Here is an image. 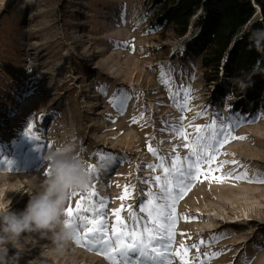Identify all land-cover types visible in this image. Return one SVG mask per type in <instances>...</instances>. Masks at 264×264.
Returning <instances> with one entry per match:
<instances>
[{
	"label": "rangeland",
	"instance_id": "374dc122",
	"mask_svg": "<svg viewBox=\"0 0 264 264\" xmlns=\"http://www.w3.org/2000/svg\"><path fill=\"white\" fill-rule=\"evenodd\" d=\"M148 2L0 0V200L23 211L46 178V154L74 143L95 167L88 190L105 201L108 237L117 211L129 231L132 213L139 232L159 228L155 213L140 211L151 201L171 236V264H264V113L210 104L199 57L183 54L187 36L167 56L152 39ZM213 121L229 131L211 140L205 131L197 143ZM206 143L214 158L178 185L172 166L186 172ZM88 190L71 195L66 210ZM77 231L85 234L83 219L62 250L22 234L25 251L12 264H113L100 246L77 243Z\"/></svg>",
	"mask_w": 264,
	"mask_h": 264
},
{
	"label": "trees",
	"instance_id": "16d2710c",
	"mask_svg": "<svg viewBox=\"0 0 264 264\" xmlns=\"http://www.w3.org/2000/svg\"><path fill=\"white\" fill-rule=\"evenodd\" d=\"M147 22L165 56L187 36L183 54L199 57L210 104L233 115L264 113V42L252 38L264 29V0H149Z\"/></svg>",
	"mask_w": 264,
	"mask_h": 264
},
{
	"label": "snow or ice",
	"instance_id": "6c2138e0",
	"mask_svg": "<svg viewBox=\"0 0 264 264\" xmlns=\"http://www.w3.org/2000/svg\"><path fill=\"white\" fill-rule=\"evenodd\" d=\"M190 97L191 89H187L184 93L185 104H177L176 106L183 109L186 107V104L190 102ZM201 115H203V113ZM177 131L181 130L177 129ZM205 131L209 133L208 139H217V137L225 136V133L229 131V126L224 124L217 125L216 122L213 121L211 125L205 126V128L200 130L201 135L197 137V143H199L202 139H205L203 135ZM29 138L39 139V137L32 136H29ZM217 142H219V140H217ZM210 147V143L203 145V157L197 150L193 149L192 155L196 159L194 163H190L188 165L186 172L177 165L172 166V170L178 177V185L184 181L186 176H194L199 171L201 163L210 161L214 158L212 155H209ZM108 158L115 159L114 156H100L102 161ZM150 167L156 166L153 165ZM88 171L91 173L96 170L94 166L89 165ZM165 172L171 175L167 168H165ZM246 176L247 173H244L243 176L236 178L243 179ZM160 179L161 178L159 176L156 177L157 181ZM169 182L170 181L166 180V183ZM72 195L75 196L77 193L73 192ZM96 195L97 194L94 190L89 189L87 197L81 200L80 203H77L74 209L69 207L66 210V215L69 217L67 220L69 227H76L78 219H83L85 221V234L82 236L79 231L76 232L75 238L77 243H86L92 247L100 246L101 252L107 255L108 259L113 261V264H171L168 251L171 236L165 234L168 231L167 225L162 222L163 213L156 205H153L152 202L149 201L148 205L141 207L140 211H147L150 216H153V213H155L153 219L155 223H159V228H149L147 224H145L143 232H139L136 228V225L139 223V219L136 217L135 213H132L130 216L132 228L129 231V225L120 219V212L117 211L115 213L118 225L115 230L116 234L113 237H108V225L105 223V217L107 216L105 201L101 198L97 203L93 199ZM85 213L91 214V219H87L83 215ZM88 225H90V227H88ZM215 238L216 237L213 239ZM193 247H195V245H193Z\"/></svg>",
	"mask_w": 264,
	"mask_h": 264
},
{
	"label": "clouds",
	"instance_id": "9594fccd",
	"mask_svg": "<svg viewBox=\"0 0 264 264\" xmlns=\"http://www.w3.org/2000/svg\"><path fill=\"white\" fill-rule=\"evenodd\" d=\"M252 38L264 42V29L255 30ZM45 161L48 172L41 190L31 195L23 211H10L11 201L0 200V264H12L25 251L21 243L25 233L50 240L57 250L72 242L73 228L67 224L66 205L73 192L88 190L93 177L74 143L49 151ZM9 244L17 249L11 257Z\"/></svg>",
	"mask_w": 264,
	"mask_h": 264
}]
</instances>
